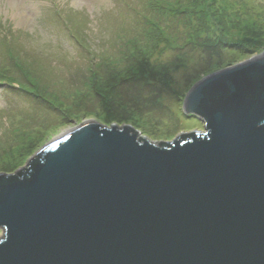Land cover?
<instances>
[{
	"label": "water",
	"instance_id": "obj_1",
	"mask_svg": "<svg viewBox=\"0 0 264 264\" xmlns=\"http://www.w3.org/2000/svg\"><path fill=\"white\" fill-rule=\"evenodd\" d=\"M183 110L203 128L95 116L1 171L0 264H264V49L204 72Z\"/></svg>",
	"mask_w": 264,
	"mask_h": 264
},
{
	"label": "rangeland",
	"instance_id": "obj_2",
	"mask_svg": "<svg viewBox=\"0 0 264 264\" xmlns=\"http://www.w3.org/2000/svg\"><path fill=\"white\" fill-rule=\"evenodd\" d=\"M209 3L0 0V172L95 116L158 140L202 129L193 83L264 49V0Z\"/></svg>",
	"mask_w": 264,
	"mask_h": 264
},
{
	"label": "trees",
	"instance_id": "obj_3",
	"mask_svg": "<svg viewBox=\"0 0 264 264\" xmlns=\"http://www.w3.org/2000/svg\"><path fill=\"white\" fill-rule=\"evenodd\" d=\"M157 3V2H156ZM209 4H211V6L212 7H210V5H209V7H210V9L209 10H207L206 9V12L207 13H210L211 11H212V8H214L215 10H217V9H219V7L217 6V4H216V0H210V3ZM220 10V9H219ZM221 11V10H220ZM212 17H214V15H210L209 16V18H212ZM221 19L222 20H225V16H223V17H221ZM227 21V20H226ZM221 28H222V26H221ZM255 39V38H254ZM256 41H257V39H256ZM254 44H257V42H255ZM246 47H250V45H248V46H246ZM174 48H175V46H174ZM180 48V46H178V45H176V49L178 50ZM110 121V122H109ZM105 122H109V124L110 123H112V120H107V119H105ZM124 122V120H122V121H120V123H123ZM134 126V125H133ZM137 128V127H136ZM2 169V168H1ZM7 169H8V167H7ZM6 171H12L11 169H9V170H6Z\"/></svg>",
	"mask_w": 264,
	"mask_h": 264
}]
</instances>
